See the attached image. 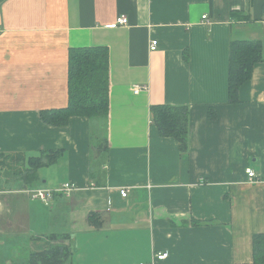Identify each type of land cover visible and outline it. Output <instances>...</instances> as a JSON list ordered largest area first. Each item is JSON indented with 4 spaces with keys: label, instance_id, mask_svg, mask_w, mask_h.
<instances>
[{
    "label": "crops",
    "instance_id": "1",
    "mask_svg": "<svg viewBox=\"0 0 264 264\" xmlns=\"http://www.w3.org/2000/svg\"><path fill=\"white\" fill-rule=\"evenodd\" d=\"M232 39L260 41L264 59V0H0V264L55 246L72 264H251L264 233V61L229 104ZM84 47L108 50L101 150L88 119L39 116L67 105L68 51ZM154 105L189 109L186 154L160 137ZM55 152L32 184L15 173ZM64 184L48 204L29 195Z\"/></svg>",
    "mask_w": 264,
    "mask_h": 264
},
{
    "label": "trees",
    "instance_id": "2",
    "mask_svg": "<svg viewBox=\"0 0 264 264\" xmlns=\"http://www.w3.org/2000/svg\"><path fill=\"white\" fill-rule=\"evenodd\" d=\"M260 41L231 40L228 66V103L238 104L240 88L252 77L253 68L263 62ZM109 112V64L105 47L72 48L68 51L67 105L60 109L40 111L43 124L52 127L66 126L73 117L90 121L91 144L99 150L105 146L106 121ZM150 118L160 137L172 138L181 154L188 152L189 109L186 106L154 105ZM214 120L215 113H209ZM97 122V124H96ZM97 141V142H96ZM96 143V144H95ZM59 152L31 158L29 167L18 166L15 172L25 183L32 184L36 170L53 163ZM13 162H22V156H1ZM19 164V163H18ZM13 168V167H11ZM68 236H48L50 241L66 240ZM252 263L264 264V233L251 239ZM27 264H72L71 252L63 246H55L28 255Z\"/></svg>",
    "mask_w": 264,
    "mask_h": 264
},
{
    "label": "built area",
    "instance_id": "3",
    "mask_svg": "<svg viewBox=\"0 0 264 264\" xmlns=\"http://www.w3.org/2000/svg\"><path fill=\"white\" fill-rule=\"evenodd\" d=\"M206 16L202 17V20H205ZM116 24L117 25H126L127 24V18L125 16H120L117 20H116ZM157 44L158 42L156 40L151 41L150 45H149V50L150 51H154L157 48ZM145 91L147 90V87L145 86H134L133 87V93L134 94H138L141 91ZM246 176H247V180L249 183H253L255 182L256 178V174L253 170L251 169H247L246 170ZM73 186L71 184H64L61 186L60 189L56 190V191H51V190H35V191H31L29 193L30 197L32 199H37L40 200L41 202H43L44 204H48L50 202V200L52 199L54 193H62V194H66L69 195L71 190H72ZM127 195V190L122 189L120 190V196L122 198H125ZM167 257V254H161V255H157L156 256V260H164Z\"/></svg>",
    "mask_w": 264,
    "mask_h": 264
},
{
    "label": "rangeland",
    "instance_id": "4",
    "mask_svg": "<svg viewBox=\"0 0 264 264\" xmlns=\"http://www.w3.org/2000/svg\"><path fill=\"white\" fill-rule=\"evenodd\" d=\"M96 124H97V122H96ZM0 173H1V171H0Z\"/></svg>",
    "mask_w": 264,
    "mask_h": 264
}]
</instances>
